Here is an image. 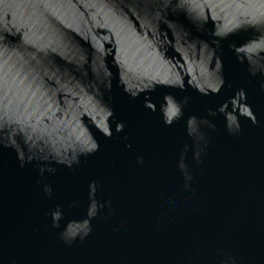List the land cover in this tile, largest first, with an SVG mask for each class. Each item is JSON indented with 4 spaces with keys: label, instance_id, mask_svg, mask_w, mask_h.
I'll return each mask as SVG.
<instances>
[{
    "label": "water",
    "instance_id": "1",
    "mask_svg": "<svg viewBox=\"0 0 264 264\" xmlns=\"http://www.w3.org/2000/svg\"><path fill=\"white\" fill-rule=\"evenodd\" d=\"M0 264H264V0H0Z\"/></svg>",
    "mask_w": 264,
    "mask_h": 264
}]
</instances>
